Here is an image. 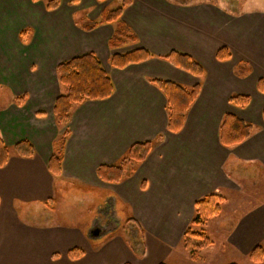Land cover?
Returning a JSON list of instances; mask_svg holds the SVG:
<instances>
[{
  "label": "crops",
  "instance_id": "1",
  "mask_svg": "<svg viewBox=\"0 0 264 264\" xmlns=\"http://www.w3.org/2000/svg\"><path fill=\"white\" fill-rule=\"evenodd\" d=\"M26 1L32 11L44 18L45 28L51 30V37L45 38L47 44L40 43L35 53L31 51L32 41H29L28 36H16L13 49L18 50L17 53L23 57H30L33 53L35 57L42 59L56 56L61 60L58 65L92 53L100 60L112 80L114 92L108 100L75 106L69 125L55 127L53 104L60 94H56L45 104L41 89L35 83L39 74L34 64L27 65L23 71L16 67L12 71L10 68V73H6L5 79H2L1 61L13 51L7 46L9 39L0 38V85L8 86L16 95H27L25 106L0 107V135L10 149L18 142L28 141L35 151V156L31 159L20 158L12 153L8 164L0 169V264H34L35 260L39 264H134L131 260L119 261L123 255L103 248H95L90 255H84L75 262L69 261L67 257L62 258V261H53L52 256L56 253L61 255L63 251L66 256L73 248L87 246L86 242L76 234L63 235L60 229H40V224L34 226L32 223L30 212L36 200L46 206L48 200L53 198L52 175L47 166L53 143L66 129L69 137L62 173L58 178L83 181L85 185L95 189L122 187L121 191L114 193H117L116 198L128 211L130 220L144 233L150 232L158 239L160 235H171L180 243L194 217V204L198 200L211 194L220 195L225 199L224 210L228 204V195L238 190L230 174L234 173L239 178L238 176H242V169L252 170L243 166L252 163L264 170V122L257 123L260 128L256 134L253 133L249 140L233 149L223 148L219 143V127L225 114H232L249 123L252 121L251 116L245 115L247 111H235L226 105L230 93L264 96L257 90L258 81L264 80V58L254 54L250 55L253 57L250 61L241 58L245 56L242 54L245 49L240 38L235 37L236 34H239L237 37L242 36L244 29L241 20L236 21L234 26L230 22L226 23L224 18L227 14L210 1L185 6L169 0H133L123 11L121 19L138 37V41L111 51L108 42L114 32L112 25H103L92 32H85L75 20L77 17L73 9L77 5H67L64 1L68 0L60 1V6L54 11H47L41 1ZM102 3L104 2L96 1L94 4L99 6ZM78 6L83 9L74 11L81 16L85 15V20L79 16L80 22L97 21L102 12L107 10L102 8L96 13H87L85 9L92 7V3ZM54 19L57 30L50 25V21ZM67 21L69 31L65 35L60 33L58 26L63 27ZM31 27L29 22L27 28ZM50 43L54 45L50 47ZM237 44H240L241 51L236 50V47L239 48ZM222 47L231 53V59L223 63L216 59V53ZM139 49L149 51L153 58L124 70L109 66V59L114 54ZM172 51L189 55L196 60L205 71L204 77L196 78L162 59ZM234 55L237 60H243L250 66L249 76H235V67L240 62L234 63ZM57 66L53 68V76L56 78V86L60 87L55 73ZM225 78L231 83L248 85L254 91L251 94L241 87L243 89L239 91L229 92ZM154 79H164L185 88H191L199 84L200 79L203 80L198 98L188 111L183 129L178 134L167 131L166 102L162 93L151 84ZM252 102L251 98V104ZM225 105L230 112L225 111L226 107L223 110ZM263 108L264 102L256 106L254 111L261 115ZM206 120L209 122L206 123ZM196 123L204 129L199 130ZM195 133L198 138H193ZM157 138L162 141L154 144L147 160L137 167L130 178L116 185L106 184L98 179L96 171L99 166L116 165L133 144L154 142ZM199 156L200 160L197 159ZM207 156L210 161L204 164ZM210 163H213L214 168L212 180L209 179ZM183 182L187 184V188L178 193ZM132 196L138 197L137 200H132L136 204L128 202V198ZM15 205H19L21 208L18 209L21 211L26 208L29 210L26 225L19 222ZM237 213H241L240 209L235 210L233 215ZM45 215L51 216L49 211ZM49 224L47 220L41 226ZM207 225L196 230L206 236ZM227 230L232 251L249 258L251 251L264 243V201L257 202L252 209L233 221ZM35 247H41L40 256L35 253ZM44 247L61 249L60 252L51 253L49 250L45 252ZM115 256L118 257L117 260L114 259ZM201 259L199 263L205 260L202 256Z\"/></svg>",
  "mask_w": 264,
  "mask_h": 264
},
{
  "label": "rangeland",
  "instance_id": "2",
  "mask_svg": "<svg viewBox=\"0 0 264 264\" xmlns=\"http://www.w3.org/2000/svg\"><path fill=\"white\" fill-rule=\"evenodd\" d=\"M49 1L50 0H42L41 3L44 7H46V4ZM109 1L110 2H104L99 6L94 4L96 0H68V2H64L71 6L77 5L73 9V12L77 17L75 20L78 21L77 24H79L80 21L78 19L81 15L74 10L83 8H80L78 5H87L92 3L93 6H89L85 10H87V13H96L102 8L111 11L117 9L121 0ZM169 1L182 2L187 0ZM191 1L194 3H203L205 1L215 3L219 10L224 11L225 14H227L224 20H226V23L230 22L231 26L236 25V21L241 20L244 29L242 36L240 35V37H237L239 34L235 35L236 38H240L242 41V47L245 49H242V54L245 56H241V58L250 61V59H253V57L250 56L251 54L260 56L261 59L264 58V0ZM197 5L201 4H196V6ZM84 16L85 15L83 14L80 18L85 20ZM222 21L223 19L221 18L220 22ZM29 22L31 23V28H27ZM50 25L54 27V30H57L55 19L50 21ZM45 27L46 23L44 18L39 16L36 11H32L26 0H0V38H8L9 40L7 46L11 51H13L12 53L9 52L5 55L2 61V54L0 55V61L3 65L1 78L5 79L6 73H10V68L12 71H15L13 67H16L19 71H23L27 65L34 64L37 66L38 69L36 72L39 74V78L35 81V83L38 84L41 89V94L45 104H48V101L53 99L56 94L59 95L62 93L61 88L56 86V78L54 79L53 76V68L55 65L57 66L61 60L57 59L56 56L46 59L38 58L35 57L34 53L30 57H23L17 53L18 50L13 49L15 48L13 44L14 39L16 36L20 35L19 32H21V30H29L31 32L28 33V38L29 41H32L31 51L37 53L40 43L46 45L47 43L44 39L51 37V30H48ZM58 28L60 29V33H64L66 35L69 31V22L67 21L64 23L63 27L58 26ZM48 45L51 47L54 44L50 43ZM237 46L239 48L235 46L236 50L241 51L240 44H237ZM233 61L234 63L238 61L244 62L243 60H237L236 55H234ZM224 67H229V65H224ZM259 70L261 71V69H258V71ZM158 80L166 81L164 79ZM225 81L227 82L226 86H228L229 92L239 91L240 89H243L241 87H244V90H249V93L251 94L254 91V89L249 88L248 85L246 86L245 84L238 85L231 83L230 81L228 82L226 78ZM201 84H203L202 79L199 80V85L201 86ZM11 90L12 89L6 85H0V107L6 106V108H8L9 106H15L19 108L25 106L27 95H16ZM234 93L235 94L230 93V96L238 95V93ZM244 96H248L250 99L252 98L253 102L252 104L250 103L251 105H249L248 108L243 110L228 103H226V105L235 111H247L245 112V115L249 117L251 116L252 121L250 124L256 132L260 128L257 123L262 124L263 121L261 115H258L254 110L256 106H259L264 102V96ZM22 98L24 99L23 105L18 106L15 101ZM228 107L225 109L226 112H230ZM257 115L260 119L257 118ZM208 122L209 121L206 120V123ZM197 124L198 123H196V125ZM55 127H57L56 124ZM197 128L199 130L204 129L202 125H197ZM66 131H68V129L64 130V132ZM255 132L254 134H256ZM193 138H198V135L195 133ZM159 139L157 138L154 143H160L162 139ZM12 153L14 152L11 149V154ZM200 158V156L197 157L198 160H200ZM209 161L210 158L207 156L203 162L204 164H208ZM243 167H248L252 170L242 169V176H238L239 178H237L234 173L230 174L231 178H233L236 182L235 185L238 187V190L236 189L228 195V204H226L224 210L222 209L221 215L216 220L210 221L205 228L206 236L212 242V245L201 252V256L205 259L203 260V263H199L200 261L193 263V261L189 260V256L184 249L182 241L180 243L179 241H175L171 235H160L158 239L157 237H153L150 232L146 234L139 229L133 223V220H130V217L127 214L128 211L123 208V205L119 202L120 200L116 198L117 193H114V191H121L122 187L113 188L112 186H106L95 189L91 188L90 185H85L83 181L76 182V180L74 181L67 178L61 179L51 176V187L53 188L51 193L52 195L54 194L53 198L48 200L46 206H44V203L37 199L34 203V208L30 212V216L33 219L32 223L34 226H38L40 224V229H60L62 230L63 235L72 233V235L76 234L81 237L82 241L84 240L87 246L76 248L84 250L85 255H90L95 248H103L112 252L117 251L119 255H123L122 259L119 261L126 262L131 260L134 264H255L248 257H245V255L232 251V248L229 245L230 234L227 230L230 228L233 221H236L239 217L252 209L257 202L260 203L264 201V170L259 169L261 167L256 166L253 163ZM209 170V179L212 180L214 175L213 163H210ZM46 181L48 184L49 179L47 178ZM47 187H49V185H47ZM186 188L187 184L183 182L182 187L177 192H183ZM133 199L137 200L138 197H129L128 202L136 204L132 201ZM15 208L19 222L26 225V215L29 213V210L26 208V210L21 211V209H18L21 208L19 205H15ZM128 209L129 211L131 210L130 205L128 206ZM238 209H240L241 213L233 215L235 210ZM46 211H49L51 216H46ZM231 219L233 221H231ZM47 220L50 224L42 227V222ZM177 245L178 247H175ZM261 245L264 248V243ZM60 249L61 247H44L45 252L49 250L51 253L60 252ZM34 251L40 256L42 249L41 247H35ZM61 255L56 253V255L52 256L53 261L58 259L62 261V258L66 259L63 251H61ZM117 258L118 257L116 256L114 257L115 260H117ZM34 264L39 263L35 260ZM114 264H116V262H114ZM258 264H264V260Z\"/></svg>",
  "mask_w": 264,
  "mask_h": 264
},
{
  "label": "trees",
  "instance_id": "3",
  "mask_svg": "<svg viewBox=\"0 0 264 264\" xmlns=\"http://www.w3.org/2000/svg\"><path fill=\"white\" fill-rule=\"evenodd\" d=\"M31 1L37 3L42 0ZM96 1L105 2L107 0ZM182 2L177 1L175 3L185 6L194 3L191 0ZM210 3L215 4L211 1ZM131 4L132 0H121L117 9L113 11L104 10L99 20L82 21L78 25L85 32H92L103 25H112L114 32L108 42V47L111 51H117L135 44L138 41V37L125 22L121 21L123 11ZM59 6L60 0H50L45 8L47 11H54ZM29 32L31 31L23 30L19 36L24 38L29 35ZM152 58L153 55L149 51L139 49L125 54H114L109 59V66L112 69L124 70L131 65L141 64ZM162 59L196 78H203L205 75L202 66L189 55L172 51ZM216 59L222 63L227 62L231 59V53L227 48L222 47L216 53ZM55 73L57 82L61 90H63L53 104V118L58 128L69 125L72 110L75 106L86 102L105 101L113 95L114 86L112 80L103 69L100 60L92 53L72 58L59 64ZM234 74L239 78H245L251 74V68L247 63L240 62L236 65ZM151 84L165 98V110L168 118L167 131L172 134L180 133L188 111L198 98L201 86L197 84L191 88H185L176 83L158 79L151 80ZM257 90L264 94V80L258 81ZM23 101V98L17 99L15 103L17 102L18 106H22ZM228 103L236 108L246 109L250 105L251 99L244 95H232ZM261 116L264 122V108ZM254 132L250 123L232 114H225L219 127V143L223 148H234L249 140ZM68 137L69 132L66 131L53 143L52 155L47 166V170L52 176L59 177L62 173V163ZM154 144V142L150 141L133 144L116 165L99 166L96 171L98 179L106 184L116 185L130 178L137 167L147 160ZM12 151L20 158L31 159L35 156L33 146L28 141L18 142L12 147ZM10 155L11 149L4 143L0 135V169L8 164ZM224 203L225 199L222 196L211 194L194 204V217L182 236L184 249L191 261H201V252L212 245L209 238L196 229L205 227L210 220L218 217L221 214ZM84 255L85 252L81 248H73L67 252L66 257L69 261L75 262ZM249 259L255 264L261 263L264 260V248L262 246L255 247L249 254Z\"/></svg>",
  "mask_w": 264,
  "mask_h": 264
}]
</instances>
